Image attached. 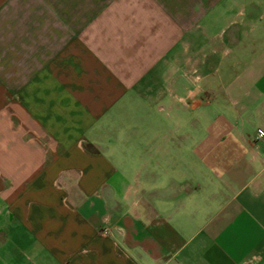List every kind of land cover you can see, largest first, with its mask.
Segmentation results:
<instances>
[{
    "label": "crops",
    "instance_id": "0c3cea01",
    "mask_svg": "<svg viewBox=\"0 0 264 264\" xmlns=\"http://www.w3.org/2000/svg\"><path fill=\"white\" fill-rule=\"evenodd\" d=\"M264 0H0V264H264Z\"/></svg>",
    "mask_w": 264,
    "mask_h": 264
},
{
    "label": "built area",
    "instance_id": "2783aa9c",
    "mask_svg": "<svg viewBox=\"0 0 264 264\" xmlns=\"http://www.w3.org/2000/svg\"><path fill=\"white\" fill-rule=\"evenodd\" d=\"M259 138H261L263 141H264V138H262V137H260V136H258Z\"/></svg>",
    "mask_w": 264,
    "mask_h": 264
}]
</instances>
